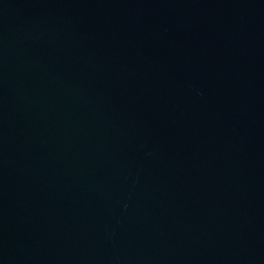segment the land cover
Returning a JSON list of instances; mask_svg holds the SVG:
<instances>
[{
  "label": "water",
  "instance_id": "water-1",
  "mask_svg": "<svg viewBox=\"0 0 264 264\" xmlns=\"http://www.w3.org/2000/svg\"><path fill=\"white\" fill-rule=\"evenodd\" d=\"M0 264H264V0H0Z\"/></svg>",
  "mask_w": 264,
  "mask_h": 264
}]
</instances>
